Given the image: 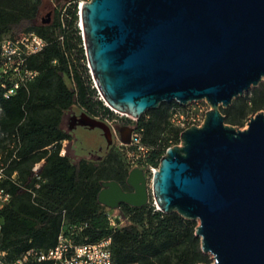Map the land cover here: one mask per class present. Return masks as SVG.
Segmentation results:
<instances>
[{"label": "water", "instance_id": "obj_1", "mask_svg": "<svg viewBox=\"0 0 264 264\" xmlns=\"http://www.w3.org/2000/svg\"><path fill=\"white\" fill-rule=\"evenodd\" d=\"M80 21L94 81L113 110L140 119L162 103L208 102L203 123L161 157L154 204L197 221L214 264H264V112L239 129L221 111L264 81V0H88ZM71 118L70 129L99 128L112 144L105 120ZM127 184L132 191L102 182L98 201L112 210L147 205L144 170H130Z\"/></svg>", "mask_w": 264, "mask_h": 264}, {"label": "trees", "instance_id": "obj_2", "mask_svg": "<svg viewBox=\"0 0 264 264\" xmlns=\"http://www.w3.org/2000/svg\"><path fill=\"white\" fill-rule=\"evenodd\" d=\"M42 4L43 0H0V42L30 30L48 42L29 60L39 71L36 79L15 96L0 98V149L6 147L2 133L17 134L21 141L18 158L10 166V172H18L21 186L12 185L11 201L0 212L3 249L10 257L30 247L49 250L63 232L77 243L111 237L114 264H209L196 235L197 221L177 212L123 203L116 209L118 225L110 224L107 206L98 201L102 182L114 180L125 191L130 189L129 165L121 152H113L114 146L100 161L71 156L68 147L61 154L63 142L73 139L62 126L71 107L77 105L93 117L112 111L95 98L77 5H54L50 22L38 23ZM172 104L178 103H162L137 122L143 142L152 148L149 161L156 166L166 150L180 142L181 130L170 121ZM259 110H264V82L251 90L250 97L240 96L221 108L225 121L233 124L241 123L239 115ZM43 159L38 180L32 168Z\"/></svg>", "mask_w": 264, "mask_h": 264}, {"label": "built area", "instance_id": "obj_3", "mask_svg": "<svg viewBox=\"0 0 264 264\" xmlns=\"http://www.w3.org/2000/svg\"><path fill=\"white\" fill-rule=\"evenodd\" d=\"M52 1L56 7L75 3L79 14L78 26L82 30L80 12L83 2L88 0ZM47 44V40L34 30L6 37L0 42V98L8 99L15 96L21 89L26 88L29 83L36 79L39 71L30 67L29 60L32 56L43 51ZM83 47L85 49L84 43ZM86 65L93 77L87 55ZM188 105L174 106L170 112L171 123L178 127L181 132L192 125H201L207 112L202 105L194 109H191ZM132 128L130 142L125 143L120 137L118 148L125 156L130 170L141 168L146 175L153 177L158 170V166L149 161L152 148L143 142V129L137 124L133 125ZM2 137L6 139V147L0 149V212L11 201L12 185L21 186L18 180V172H10L13 160L18 158L21 146L20 137L17 134L9 135L8 133H2ZM66 141L63 142L62 155L65 154ZM44 162L43 159L32 168L34 176L38 180H41L39 169ZM40 185L41 183L37 182L36 186L40 187ZM28 190L35 197V191ZM112 211L109 212L110 224L117 226L119 216ZM111 243V237L98 242L77 243L62 232L59 235L58 243L49 250L30 247L20 255L10 257L8 251L2 247V221L0 218V264H114Z\"/></svg>", "mask_w": 264, "mask_h": 264}, {"label": "rangeland", "instance_id": "obj_4", "mask_svg": "<svg viewBox=\"0 0 264 264\" xmlns=\"http://www.w3.org/2000/svg\"><path fill=\"white\" fill-rule=\"evenodd\" d=\"M52 8H54V3L52 0H43V4H42V7H41L39 15H38V23H40L42 19L47 18V14L49 12L51 13V19H52V17H53ZM78 23H79V20H78ZM81 32H82V30H81ZM82 38H83V36H82ZM92 79H93L94 87L96 89L95 98L102 100L104 105L107 106L112 111V113H110V114L101 113L99 115V117H97V118L105 120L107 123L110 124L112 130L116 132V144L114 145L112 150L114 153L117 154L118 152H121L120 149L118 148V142H119L118 139L120 138L119 129L125 130V128L127 126L133 127V125L137 124L139 119L132 118L126 114H122L118 111L113 110L111 107H109L107 105L106 101H104L103 97L100 95L101 93H100L99 89L97 88L96 83H94L93 77H92ZM262 82H264V81H262ZM251 90H249L248 92H246L242 96L247 95L248 97H250L251 96ZM169 103H172V102H169ZM232 104H233V102H232ZM179 105H180L179 103L178 104H172L170 109H172L174 106H179ZM199 105L204 106L206 111H208L210 109V105L208 104V102L206 100L194 101V102L189 103L188 106L191 109H194V108H197ZM260 111L264 112V110H259L255 113H250L244 117L239 115L238 120L241 123H238V124L237 123L236 124L228 123V124L233 125L239 129H245L248 127V122L250 120V117L254 116L255 114H257ZM234 112H237V111H234ZM80 113H81V109L77 105H74L73 107H71V109L68 111L67 115L65 116V118L63 120V123H62L63 128L71 131L72 129L69 128V122L71 120V117L74 114L79 115ZM146 113H144L142 116L148 117V115H146ZM71 133H72L73 139L70 142L69 141L65 142V146H64L65 147V153H67L66 148L68 147L69 154L71 156H74V157L87 158V159H91V160H95V161H97V159L99 157L98 155H101V160L106 157L107 150H105V147L107 145V141H106L102 131L99 128L89 129V128L78 125L72 130ZM165 136H167V132L163 133V135H162V137H165ZM123 158L125 159V162H127L125 156ZM146 176H147V186H148L149 193H150V199H149V202L147 203V205H149V204L155 205L154 200L152 198V194H151L152 177L149 175H146ZM106 210L110 212L112 209L107 207ZM112 212L114 214H118V211L116 209H114ZM208 255H209V259H210L209 264H214L213 256L211 254H208Z\"/></svg>", "mask_w": 264, "mask_h": 264}, {"label": "flooded vegetation", "instance_id": "obj_5", "mask_svg": "<svg viewBox=\"0 0 264 264\" xmlns=\"http://www.w3.org/2000/svg\"><path fill=\"white\" fill-rule=\"evenodd\" d=\"M42 21H43V19H42ZM71 125H72V118H71V120H70V122H69V128L71 127ZM75 128V127H74ZM73 128V129H74ZM72 129V130H73ZM72 130H71V132H72ZM132 131H133V128H132V126H127L126 128H125V130H123V129H119V134H120V137L122 138V136L125 134V135H128V134H131L132 133ZM116 144V132L115 131H113V142H112V144L110 145V146H108V145H106V147H105V150H109V148L110 147H112V146H114ZM99 157H98V159H97V161H100L101 160V155H98ZM133 189H132V187L130 186V189L129 190H126V191H132Z\"/></svg>", "mask_w": 264, "mask_h": 264}, {"label": "bare ground", "instance_id": "obj_6", "mask_svg": "<svg viewBox=\"0 0 264 264\" xmlns=\"http://www.w3.org/2000/svg\"><path fill=\"white\" fill-rule=\"evenodd\" d=\"M121 113V112H120ZM123 114V113H122Z\"/></svg>", "mask_w": 264, "mask_h": 264}]
</instances>
